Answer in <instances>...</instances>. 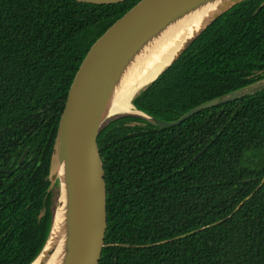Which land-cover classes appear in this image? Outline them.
I'll return each mask as SVG.
<instances>
[{
  "label": "trees",
  "instance_id": "1",
  "mask_svg": "<svg viewBox=\"0 0 264 264\" xmlns=\"http://www.w3.org/2000/svg\"><path fill=\"white\" fill-rule=\"evenodd\" d=\"M139 1L0 0V264H31L45 247L69 87L89 48ZM263 4L247 0L221 16L133 106L175 122L263 82ZM98 141L108 194L100 264H264V89L171 128L116 115Z\"/></svg>",
  "mask_w": 264,
  "mask_h": 264
},
{
  "label": "water",
  "instance_id": "2",
  "mask_svg": "<svg viewBox=\"0 0 264 264\" xmlns=\"http://www.w3.org/2000/svg\"><path fill=\"white\" fill-rule=\"evenodd\" d=\"M93 5H113L127 0H75ZM247 0H140L89 48L69 87L60 115L50 161V185L58 182L60 194L49 239L54 236L57 214L60 225L46 263L100 264L106 247L108 206L105 170L98 136L103 122L113 116L110 105L125 74L162 34L196 13L210 15L185 43L175 58L153 79L139 87L133 97L159 77L216 20ZM264 6V4H263ZM264 89V81L212 99L175 122H165L137 110L130 114L152 120L163 128L175 127L196 113ZM128 115V114H127ZM26 152L20 158V165ZM264 182V178L262 179ZM261 182V183H262ZM238 208L236 209V211ZM235 211V212H236ZM219 224V223H218ZM201 229L199 231H202ZM198 232V231H196ZM192 232L178 239L194 234ZM40 264V263H39Z\"/></svg>",
  "mask_w": 264,
  "mask_h": 264
},
{
  "label": "bare ground",
  "instance_id": "3",
  "mask_svg": "<svg viewBox=\"0 0 264 264\" xmlns=\"http://www.w3.org/2000/svg\"><path fill=\"white\" fill-rule=\"evenodd\" d=\"M210 15V10H205L188 17L181 24L162 34L147 47L133 66L125 74L110 105V112L114 115L130 114L134 111L131 105V98L136 90L148 83L175 58L177 53L192 37L194 32ZM61 214H57L54 236L37 264H57L56 262L46 263L50 251L56 243V233L60 225Z\"/></svg>",
  "mask_w": 264,
  "mask_h": 264
},
{
  "label": "rangeland",
  "instance_id": "4",
  "mask_svg": "<svg viewBox=\"0 0 264 264\" xmlns=\"http://www.w3.org/2000/svg\"><path fill=\"white\" fill-rule=\"evenodd\" d=\"M59 194H60V191H59ZM58 198H59V196H58ZM57 202H58V199H57Z\"/></svg>",
  "mask_w": 264,
  "mask_h": 264
}]
</instances>
